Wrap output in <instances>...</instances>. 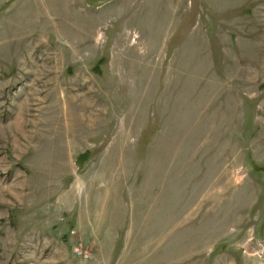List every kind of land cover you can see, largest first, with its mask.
I'll return each mask as SVG.
<instances>
[{
  "label": "rangeland",
  "instance_id": "1",
  "mask_svg": "<svg viewBox=\"0 0 264 264\" xmlns=\"http://www.w3.org/2000/svg\"><path fill=\"white\" fill-rule=\"evenodd\" d=\"M0 264H264V0H0Z\"/></svg>",
  "mask_w": 264,
  "mask_h": 264
},
{
  "label": "built area",
  "instance_id": "2",
  "mask_svg": "<svg viewBox=\"0 0 264 264\" xmlns=\"http://www.w3.org/2000/svg\"><path fill=\"white\" fill-rule=\"evenodd\" d=\"M75 253L80 257L83 258L84 260H87L89 258L88 254L80 251V250H75Z\"/></svg>",
  "mask_w": 264,
  "mask_h": 264
}]
</instances>
